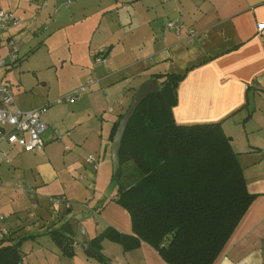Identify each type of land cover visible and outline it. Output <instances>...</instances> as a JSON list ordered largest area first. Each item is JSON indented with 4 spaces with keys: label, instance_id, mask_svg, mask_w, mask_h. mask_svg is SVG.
I'll list each match as a JSON object with an SVG mask.
<instances>
[{
    "label": "crops",
    "instance_id": "obj_1",
    "mask_svg": "<svg viewBox=\"0 0 264 264\" xmlns=\"http://www.w3.org/2000/svg\"><path fill=\"white\" fill-rule=\"evenodd\" d=\"M82 3L85 10L97 3V19L114 10L116 19H148L146 46L151 52L146 59L121 64L116 58L123 52L113 42L103 44L108 50L107 60L103 64L93 63L94 69L102 66L101 72L95 77L92 69L86 71L82 83L67 93L87 84L90 78L98 81L74 102H58L59 97L39 98L35 92L27 100L21 94L18 101L15 94L18 106L23 109L48 106L44 118L49 130L44 135L43 151H26L9 143H6L9 149L0 150V178L9 176L6 163L14 169L12 181L0 188V215L4 209L10 213L8 220L4 217L10 233L0 242L8 240L11 244L26 236L35 238L70 222L76 251L74 256H68L70 264H92L80 255L82 229L89 241L108 227L133 234L129 211L115 200L118 188L95 195L92 212L83 214L80 210L72 216L75 211L72 204L85 197L89 187L80 183L76 174H81V180L97 181L101 166L108 168L112 160L111 133L115 121L127 110L139 85L154 78L153 74L166 73L167 70L160 69L164 65L174 64L179 73L186 72L178 88L179 101L173 108L176 121L180 124L222 121L238 153L247 188L255 195L213 264H264V0H0V7L21 19L19 25L2 35L0 49L10 47L12 38L18 41L19 53L22 49L27 52L32 40H36L32 36L37 37L49 19L56 22L62 9L71 8L75 14ZM172 18H181L196 29L193 43L189 44L183 34L165 31L166 22ZM94 53L91 52L93 60ZM146 60L150 65L135 74L137 83L125 84L129 79L125 76L127 70L143 65ZM63 102L66 104L52 107ZM91 155L98 158L97 167L89 161ZM19 184L29 191L18 188ZM17 188L23 196H13L11 192ZM52 196L62 201L52 202ZM26 202L36 209L37 219L31 225L21 214ZM33 226L38 229L37 234L20 235L22 230L31 231ZM101 253L104 260L100 264H169L145 241L125 250L122 243L105 238Z\"/></svg>",
    "mask_w": 264,
    "mask_h": 264
},
{
    "label": "trees",
    "instance_id": "obj_2",
    "mask_svg": "<svg viewBox=\"0 0 264 264\" xmlns=\"http://www.w3.org/2000/svg\"><path fill=\"white\" fill-rule=\"evenodd\" d=\"M185 76L153 74L160 91L139 105L126 129L113 180L115 200L129 211L133 234L108 227L91 239L101 261L108 238L125 250L145 241L169 264H213L255 198L222 121H176L173 108ZM123 114L114 123L112 140ZM48 233L63 254L75 255L70 222ZM21 242L0 246V264L22 262L13 250Z\"/></svg>",
    "mask_w": 264,
    "mask_h": 264
},
{
    "label": "rangeland",
    "instance_id": "obj_3",
    "mask_svg": "<svg viewBox=\"0 0 264 264\" xmlns=\"http://www.w3.org/2000/svg\"><path fill=\"white\" fill-rule=\"evenodd\" d=\"M83 6H85L84 3L78 7L75 14H72L73 9L71 8L62 9L60 12L62 15L56 22H53L54 18L49 19L38 32V36H32V39L36 38V40H32L30 47L27 48V52L23 49L21 50L16 63L13 64L8 59V65L0 68V80L8 82L12 86L18 101L21 94L27 100L34 92L39 98H60L71 88L82 83V76L86 71L92 69L91 72L96 77L101 72L102 66L98 65L94 69V60L91 58V52H96L99 48L103 47V44H110L108 42H113L117 50L123 52L121 53L122 55L116 58L117 63L123 64L136 58L146 59L149 56L151 50L146 46L148 44L147 35L149 32L148 19H116L115 10L111 13L106 12V17L100 16L97 19L95 12L98 7L97 3L89 5L86 10ZM57 8L58 11L61 10L60 7ZM55 16H57V13H55ZM50 35H52L51 38H49ZM47 42L48 44H46ZM130 47L133 48V51L129 50ZM10 50L11 47H3V49H0V56L8 57ZM147 62L149 61L146 60L143 65L129 68L127 73H125V76H129L125 84H128L129 81L137 83L134 80L136 79L135 74L139 70H143V67L150 65ZM160 69L162 71L167 70L166 72H180L179 67L174 64H169V66L168 64L164 65ZM64 104L66 103L63 102L52 107ZM1 149H9L8 144H1ZM112 165L111 160L108 168L101 166L97 172V181L95 183L89 179L81 180V174H76V179L89 187L87 188L85 197H81L80 201L72 204V211L75 210L72 212V216L78 215L80 210H83V214H87L89 211L92 212V206L95 202L94 196L100 192H115L117 186L113 180ZM5 167L9 176L5 177L2 175V178H0L1 190L2 187L4 188L7 185L6 182L8 180L12 181L11 175L14 170L11 164L6 163ZM18 188L17 191L11 192L14 193V197H17V195L23 196L22 193H18ZM63 206L66 207V205ZM21 208L22 217L29 225L36 221L37 218L34 215L36 209L32 208L29 202L24 203ZM2 215L8 220V216H10L9 210L4 209ZM32 232L37 234L39 231L33 226L31 231L22 230L20 235L31 234ZM21 241L20 254L22 256L21 263L23 264H70L71 258L63 256L57 250V246L49 234H41L35 238H21ZM9 242L8 240H3L0 242V246ZM80 255L92 264H100L101 262L97 257L87 256L82 248Z\"/></svg>",
    "mask_w": 264,
    "mask_h": 264
},
{
    "label": "built area",
    "instance_id": "obj_4",
    "mask_svg": "<svg viewBox=\"0 0 264 264\" xmlns=\"http://www.w3.org/2000/svg\"><path fill=\"white\" fill-rule=\"evenodd\" d=\"M21 23V19L12 11L0 7V38L11 27ZM165 31H173L178 35H184L185 40L191 44L195 41L197 31L193 26L188 25L181 18L169 19L165 26ZM9 44L11 50L8 57H0V68L8 65V59L14 64L19 59L18 41L10 39ZM108 50L105 47L98 49L94 55V63L103 64L107 60ZM98 81L95 78H90L87 84L74 89L57 99L58 102H74L81 99L87 87ZM48 106H38L30 109H23L18 106L15 99V92L12 86L3 80H0V145L9 143L18 145L26 151H43L45 148L44 135L49 130V124L45 120L44 115L47 112ZM4 159L9 162L7 154H4ZM89 161L98 166V158L94 155L89 157ZM21 190L29 191L27 186L19 184ZM50 201H62L60 197L52 196ZM0 220L3 221V226L0 227V239H3L10 233L8 224L4 221V216L0 215ZM77 244V242H75ZM121 264V263H115Z\"/></svg>",
    "mask_w": 264,
    "mask_h": 264
},
{
    "label": "water",
    "instance_id": "obj_5",
    "mask_svg": "<svg viewBox=\"0 0 264 264\" xmlns=\"http://www.w3.org/2000/svg\"><path fill=\"white\" fill-rule=\"evenodd\" d=\"M160 91V82L157 78H151L145 81L142 85L138 87L134 93L130 105L127 110L124 112L123 117L121 118L116 133L112 142V163H113V173H117L118 169L121 166L120 152L122 147V141L126 132V129L135 114L139 105L151 94ZM83 236L82 249L85 254L89 257H97V253L92 248L91 241L88 240V237L84 230L81 231ZM14 252L19 255L18 248L13 249ZM98 258V257H97ZM23 264V263H20Z\"/></svg>",
    "mask_w": 264,
    "mask_h": 264
}]
</instances>
